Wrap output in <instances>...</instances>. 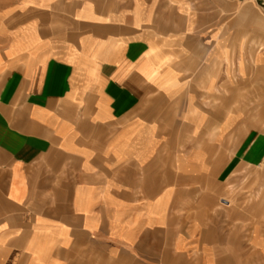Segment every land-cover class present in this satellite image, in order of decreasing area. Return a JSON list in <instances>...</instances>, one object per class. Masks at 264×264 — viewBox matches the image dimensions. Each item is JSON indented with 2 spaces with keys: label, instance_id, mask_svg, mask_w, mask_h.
Listing matches in <instances>:
<instances>
[{
  "label": "crops",
  "instance_id": "1",
  "mask_svg": "<svg viewBox=\"0 0 264 264\" xmlns=\"http://www.w3.org/2000/svg\"><path fill=\"white\" fill-rule=\"evenodd\" d=\"M256 112L264 0H0V264H264Z\"/></svg>",
  "mask_w": 264,
  "mask_h": 264
},
{
  "label": "rangeland",
  "instance_id": "2",
  "mask_svg": "<svg viewBox=\"0 0 264 264\" xmlns=\"http://www.w3.org/2000/svg\"><path fill=\"white\" fill-rule=\"evenodd\" d=\"M251 137L240 142L238 166L226 186L223 203L252 213V225L264 227V112L252 117Z\"/></svg>",
  "mask_w": 264,
  "mask_h": 264
}]
</instances>
